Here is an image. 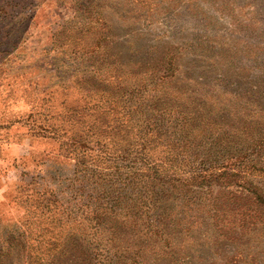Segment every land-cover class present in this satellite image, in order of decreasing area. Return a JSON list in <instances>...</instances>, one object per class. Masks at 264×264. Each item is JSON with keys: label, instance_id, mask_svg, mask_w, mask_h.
I'll return each instance as SVG.
<instances>
[{"label": "rangeland", "instance_id": "obj_1", "mask_svg": "<svg viewBox=\"0 0 264 264\" xmlns=\"http://www.w3.org/2000/svg\"><path fill=\"white\" fill-rule=\"evenodd\" d=\"M262 1L0 0V250L12 231L22 240L3 264H49L58 231L61 239L84 232L79 223L57 225L51 188L65 190L75 162L70 132L93 120L106 97L130 86L184 102L207 92L231 106L229 124L240 120L233 107L248 113L252 102L257 114L245 125L264 124ZM167 52L176 75L154 92ZM258 160L264 166V149ZM251 179L264 191V171ZM229 220L240 241L221 238L205 254L209 264H264V221Z\"/></svg>", "mask_w": 264, "mask_h": 264}, {"label": "trees", "instance_id": "obj_2", "mask_svg": "<svg viewBox=\"0 0 264 264\" xmlns=\"http://www.w3.org/2000/svg\"><path fill=\"white\" fill-rule=\"evenodd\" d=\"M174 58L166 53L154 92L175 77ZM141 88L106 97L107 106L88 114L93 120L70 132L75 162L65 190L51 188V205L57 225L85 229L64 239L58 231L49 264H209L205 254L216 253L221 238L240 241L230 216L241 227L244 218L254 226L264 221V191L251 179L264 171V124L245 125L257 114L255 102L248 113L233 107L241 126L229 124L231 106L207 92L184 102L166 89L144 96ZM215 187L233 190L210 196ZM21 243L12 231L0 258Z\"/></svg>", "mask_w": 264, "mask_h": 264}]
</instances>
